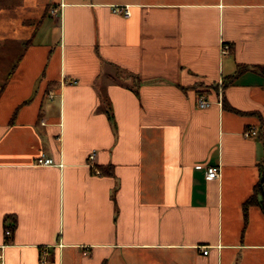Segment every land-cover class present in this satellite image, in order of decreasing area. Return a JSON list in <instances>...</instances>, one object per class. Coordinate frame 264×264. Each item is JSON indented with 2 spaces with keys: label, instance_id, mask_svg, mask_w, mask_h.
Returning a JSON list of instances; mask_svg holds the SVG:
<instances>
[{
  "label": "crops",
  "instance_id": "0c3cea01",
  "mask_svg": "<svg viewBox=\"0 0 264 264\" xmlns=\"http://www.w3.org/2000/svg\"><path fill=\"white\" fill-rule=\"evenodd\" d=\"M259 66L264 0H0V264H264Z\"/></svg>",
  "mask_w": 264,
  "mask_h": 264
},
{
  "label": "built area",
  "instance_id": "2783aa9c",
  "mask_svg": "<svg viewBox=\"0 0 264 264\" xmlns=\"http://www.w3.org/2000/svg\"><path fill=\"white\" fill-rule=\"evenodd\" d=\"M113 12L121 13L124 17L129 16V11H128L127 7H115L113 9ZM50 13L55 16L57 14V10L55 8H53V9L50 10ZM220 52H221V55H226L228 53L227 46L224 45V44L221 45ZM221 84H220V86H221ZM49 97H51V95H49ZM210 105H211V102L204 96H200L197 99V106L199 108H201V109L207 108ZM257 135H258L257 129L254 128V127H248V128H246V129H244L242 131V136L244 138H253V137H256ZM91 158H92V153H91V155H89V159H91ZM35 164L36 165H41V166H48V165H52L53 164V160L51 158H47V157H44L43 155H41V156H39L36 159ZM219 175H220L219 166H208L206 168V179L207 180L217 179L219 177ZM4 233H5V235H9V231L8 230H6ZM201 252H202L203 255H206L208 250H207L206 247H203ZM45 254L46 253L43 252V256L41 257V261L42 262H45V260H46L45 259ZM82 254L86 255L87 251L83 250Z\"/></svg>",
  "mask_w": 264,
  "mask_h": 264
},
{
  "label": "trees",
  "instance_id": "16d2710c",
  "mask_svg": "<svg viewBox=\"0 0 264 264\" xmlns=\"http://www.w3.org/2000/svg\"><path fill=\"white\" fill-rule=\"evenodd\" d=\"M243 70H245V67L240 66L237 68L236 72L229 77V79H233L236 76H238ZM257 72L264 77V66H259L257 67ZM230 82V81H228ZM226 84H224V82H222L221 87H225ZM260 194L262 197V203L264 202V162L259 166V177L257 182L255 183L254 187H253V192L252 195L247 199V201L245 202V206H247L248 204L252 203L253 201H255V195Z\"/></svg>",
  "mask_w": 264,
  "mask_h": 264
}]
</instances>
